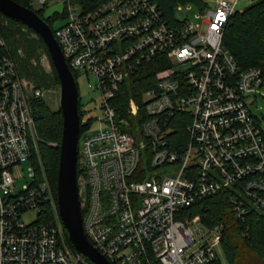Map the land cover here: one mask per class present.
<instances>
[{
  "label": "built area",
  "instance_id": "1",
  "mask_svg": "<svg viewBox=\"0 0 264 264\" xmlns=\"http://www.w3.org/2000/svg\"><path fill=\"white\" fill-rule=\"evenodd\" d=\"M240 2L200 8L204 35L187 19L167 21L153 0L28 6L46 13L62 4L64 23L54 35L66 63L76 81L84 74L98 80L90 90L102 94L99 130L90 131L80 103L78 193L84 233L112 264H227L221 227H205L190 208L229 191L237 220L264 214V128L251 112L264 101V73L242 70L224 45ZM7 49L0 31V264H93L69 247L53 185L37 179L32 104L48 92L21 77ZM152 63L147 87L122 97ZM177 115L188 132L181 147L171 141ZM27 161L31 182L20 189ZM46 202L56 213L41 221ZM32 211L37 219L27 223Z\"/></svg>",
  "mask_w": 264,
  "mask_h": 264
},
{
  "label": "trees",
  "instance_id": "2",
  "mask_svg": "<svg viewBox=\"0 0 264 264\" xmlns=\"http://www.w3.org/2000/svg\"><path fill=\"white\" fill-rule=\"evenodd\" d=\"M14 1L28 7L32 0ZM75 1L87 3L89 6L101 2V0ZM153 1L162 13V17L170 23L178 22L175 18L178 4H194L198 8H202L206 4L204 0ZM40 15L51 27H53V22L59 18L58 14L50 18H46L45 13L40 12ZM0 31L8 42L7 52L14 56L21 77L29 79L38 89L42 88L46 92L53 89L55 85H61L47 45L40 35L28 26L13 21L12 18H7L2 13H0ZM224 32V45L229 49L239 67L242 70L257 67L264 73V0L253 3L242 11H237ZM20 51H23L25 56L21 55ZM41 51L51 59L52 73L47 72L42 66ZM154 71H157L154 63L139 71L132 84L122 88V97L137 96L140 90L147 87L148 82L153 78ZM76 74L75 72V77H77ZM47 103L46 97H41L35 98L32 104L38 127V149L40 152V156L34 161L37 167L38 181L47 176L57 195V178L61 159L59 145L63 141L65 123L61 109L58 107L53 109ZM175 119L171 141L181 147L183 142L188 139V132L185 129L186 124L181 121L182 118L177 115ZM83 130L84 127L81 131ZM228 194L229 191H223L214 197L200 200L190 208L189 212L191 215L202 216L203 225L207 228L221 227L223 236L220 243L227 264H264V214L248 213L244 222L237 220L233 215L230 201H228ZM55 213L52 205L46 202L41 207L39 219L41 221L51 220ZM71 243L68 236L69 247L76 251L77 249Z\"/></svg>",
  "mask_w": 264,
  "mask_h": 264
},
{
  "label": "water",
  "instance_id": "3",
  "mask_svg": "<svg viewBox=\"0 0 264 264\" xmlns=\"http://www.w3.org/2000/svg\"><path fill=\"white\" fill-rule=\"evenodd\" d=\"M0 13L13 21L33 29L47 45L51 55L53 66L57 69L59 81H61L60 109L64 114L65 129L63 141L59 145L61 152L60 170L58 174L57 206L60 218L64 222L65 230L71 240V244L93 264H112L97 249L92 241L84 233L83 210L80 206L78 193L79 172V144H80V102L79 85L75 79L72 68L66 63V57L61 45L54 35V29L49 25L40 13H36L14 0H0Z\"/></svg>",
  "mask_w": 264,
  "mask_h": 264
},
{
  "label": "rangeland",
  "instance_id": "4",
  "mask_svg": "<svg viewBox=\"0 0 264 264\" xmlns=\"http://www.w3.org/2000/svg\"><path fill=\"white\" fill-rule=\"evenodd\" d=\"M262 0H241L238 9L244 10L249 5L259 2ZM206 3L209 6H212L209 1H206ZM62 4H51L46 10H45V16L46 18H50L53 15H57L58 13H62L63 11ZM199 10L196 5L194 4H186L182 5L181 7H177L175 10V17H177L180 20H189L191 23H194L195 26H198L199 33L202 35L205 34L204 29V23L203 19L200 18ZM59 18L53 22V28L54 30L62 26L64 23L63 17L58 15ZM20 54L25 56L23 51H20ZM40 59L41 64L43 68L49 73L53 72V68L51 65V59L49 56L42 51L40 52ZM79 83V95H81V107L85 108V114L83 116V120H91L92 127L90 131L99 130V128L102 126L101 120L103 119L104 111L101 108L102 103V94H100L99 90H90L91 86L97 85L98 80L92 76H86L85 74L83 76H80L77 79ZM60 88L61 85H55L53 89H51L48 93L45 94L47 104L50 105L53 109H56L57 107L60 108V102H61V95H60ZM252 114L256 115L258 118L261 119L262 126L264 128V101L263 100H257L253 106L251 107ZM80 144H79V151L80 150ZM21 167L24 169V177L17 180L18 187L25 188L30 182H31V161H27L24 163ZM57 199V195H56ZM37 214L35 211H32L31 214L24 217L23 220L27 223L33 222V220L37 219Z\"/></svg>",
  "mask_w": 264,
  "mask_h": 264
},
{
  "label": "crops",
  "instance_id": "5",
  "mask_svg": "<svg viewBox=\"0 0 264 264\" xmlns=\"http://www.w3.org/2000/svg\"><path fill=\"white\" fill-rule=\"evenodd\" d=\"M204 1H205V2H206V1H209V3H212V2H213V0H204Z\"/></svg>",
  "mask_w": 264,
  "mask_h": 264
}]
</instances>
